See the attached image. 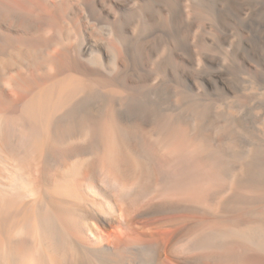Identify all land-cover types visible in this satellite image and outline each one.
I'll list each match as a JSON object with an SVG mask.
<instances>
[{
  "label": "bare ground",
  "instance_id": "bare-ground-1",
  "mask_svg": "<svg viewBox=\"0 0 264 264\" xmlns=\"http://www.w3.org/2000/svg\"><path fill=\"white\" fill-rule=\"evenodd\" d=\"M0 264H264V0H0Z\"/></svg>",
  "mask_w": 264,
  "mask_h": 264
}]
</instances>
